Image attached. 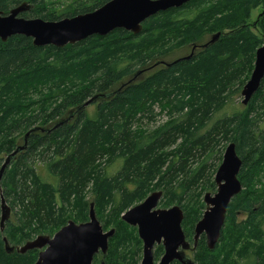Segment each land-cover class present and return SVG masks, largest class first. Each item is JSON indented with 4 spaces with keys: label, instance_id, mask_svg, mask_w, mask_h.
<instances>
[{
    "label": "trees",
    "instance_id": "trees-1",
    "mask_svg": "<svg viewBox=\"0 0 264 264\" xmlns=\"http://www.w3.org/2000/svg\"><path fill=\"white\" fill-rule=\"evenodd\" d=\"M110 1H72L49 10L46 0H0V12L27 2L35 8L22 18L58 22ZM260 6L264 0H192L148 19L139 35L117 30L64 49L35 47L23 36L0 40V169L20 136L50 130L31 134L0 180V220L2 198L15 212V222L0 229V264H35L39 251L9 254L3 238L23 246L53 235L72 210L74 222H86L93 195L98 205L109 198L121 215L135 195L162 190L186 211L184 229L193 231L204 205L192 219L190 203L216 189L227 143L243 161V190L228 207L217 249L210 252L202 237L195 261L264 264V81L243 111H227L263 43L247 22ZM255 30L264 36V17ZM216 34L220 38L209 44ZM195 44L203 47L195 57L175 63L185 57L175 55L190 47L191 53ZM141 71L143 79L130 82ZM100 95L109 97L77 113ZM160 117L167 121L156 126Z\"/></svg>",
    "mask_w": 264,
    "mask_h": 264
},
{
    "label": "water",
    "instance_id": "water-1",
    "mask_svg": "<svg viewBox=\"0 0 264 264\" xmlns=\"http://www.w3.org/2000/svg\"><path fill=\"white\" fill-rule=\"evenodd\" d=\"M190 1L192 0H112L92 13L58 22L22 18V14L34 10L33 6L24 2L7 15L0 12V40L6 43L13 37L23 36L32 39L35 47L53 46L57 49H64L68 45L74 46L94 36L106 37L117 30L139 35L143 31L145 21L168 10L181 8ZM219 38L220 34L214 35L209 44H214ZM192 56L193 54L175 63L190 60ZM164 65L170 66L169 64ZM142 74L144 71L137 73L130 82L135 81ZM263 80L264 44L256 52L254 70L241 92L244 106L251 102ZM124 87L125 85L120 90ZM108 97L109 95H100L92 98L79 108L77 113L98 99ZM64 123L61 122L60 125ZM45 131L50 130L36 128L24 136V145L5 158L0 169V180L17 156L25 151L30 135ZM242 164L236 151V145L229 144L215 175L217 192L214 196L209 193L204 196L206 211L195 228V248L202 236L205 237L206 246L210 252H214L220 243L228 207L243 190L238 179ZM163 195L160 191L153 192L142 204L134 207L122 217L125 223L138 228L139 236L144 241L142 264H153L152 250L155 243L160 244L162 239H164L166 254L160 264H172L174 261L182 264H195L185 258V251L189 250L190 246L182 230L184 219L182 210L178 206L169 210H156ZM11 213L12 210L2 198L0 220L2 233L6 223L10 221ZM115 233V230L104 231L97 218L94 205L91 204L89 221L81 224L69 221L54 235L53 239L44 235L38 236L34 241L19 248L12 247L6 237L3 241L6 252L9 254L15 252L25 254L29 251L41 250L35 264H92L94 256L99 252L103 256L108 253L109 241ZM180 247L182 251L178 252ZM101 264L105 263L102 261Z\"/></svg>",
    "mask_w": 264,
    "mask_h": 264
},
{
    "label": "rangeland",
    "instance_id": "rangeland-1",
    "mask_svg": "<svg viewBox=\"0 0 264 264\" xmlns=\"http://www.w3.org/2000/svg\"><path fill=\"white\" fill-rule=\"evenodd\" d=\"M72 1H76V2L79 1L80 3L87 4V3H89L90 0H46V5L49 8V10H60L63 7H65L66 5H68ZM263 11H264V7L263 6H260V7L256 8V9H254L252 11L251 15H250V19L247 21L248 22V25L251 26V29L253 31H255L256 35H258L261 39H262L263 35H262V33L259 30H255L253 28V23H255L256 19L259 17V15ZM226 13H229V11H226ZM168 19L169 18H164L162 20H168ZM212 37H213V35H210V37H208L207 40H211ZM178 39H182V37L181 38H178ZM176 41L177 40H173V41L167 43V46H170L171 47V46L175 45ZM190 50H191V47L190 48H187L186 50L185 49L182 50L180 53H178L175 56L176 57H184V56H187L188 54H190ZM176 57L171 58V60L174 59V58H176ZM253 69H254V62H253V65H252V70H251L252 72H253ZM252 72H251V75H252ZM143 76L144 75H142V77L140 78V80L143 79ZM250 77L248 78V80L250 79ZM248 80H247V82H248ZM115 89H116V87L113 90H115ZM242 90H243V88H242ZM242 90L239 92V94L242 92ZM239 94L235 95V98L230 103L229 107L227 108V111L228 112H232V109H237L239 111H243L244 108H246V107H244L242 105L243 98H242L241 95L239 96ZM94 110H95V108L88 109V111L90 113H92ZM166 121H167V119L164 118V117L157 118L156 126H160V125L164 124ZM48 126H50V124ZM22 138L23 137H21V136L18 138L17 145L23 146L24 141H22ZM181 143L182 142H179L177 144V146H179V144L181 145ZM229 144H231V143H227L224 146L222 157L224 156L225 150L229 146ZM5 158L6 157H3V162H4ZM213 181H214V178H213ZM259 183H262L259 186V189L262 190V191H264V173L262 174V176H261V178L259 180ZM150 189L151 188H149V191L148 192L144 191V192H141L140 195H135L129 201L128 208L125 211H127L128 209H130L134 205H136V204L140 203L142 200H144L145 198L142 199L141 197L146 196V194L148 196L150 193H152L154 191H159L158 189H153V191H151ZM131 190H132V186H131ZM200 193H203L202 196H201V199H200ZM207 193L215 194L216 193V189L215 190H210L209 189L206 192H199V196L197 198H194V202H191L190 203L191 204V207L189 208V210H190L189 215L191 217L194 216V214L199 211V204L200 205H201V203L203 204L204 196ZM94 197H95L94 195L92 197L89 196L87 200L89 201V203H91V204L94 205V210L98 214V217L100 219H102L103 222H105V230H110L112 228H115L114 226L119 225L118 230H117V232H119V234L117 236V239H114V241L111 244V248L114 249V252L112 251V253L117 258L116 264H128L130 262V258H128V252H129L130 249H132L135 252L134 254H136V255H139L140 254L139 252H140V249H141V242L137 238L136 232L132 228L127 227L125 224H123V225L121 224L120 225L118 223V221L120 219L117 220V218H115V216L120 215L119 212L121 210L117 206L118 209L116 211L114 203H110L109 202V198L106 197L105 200H104V203L102 205H100V204L98 205V204H96V201H94ZM139 199H141V200H139ZM135 202H136V204H134ZM175 205H179V204L177 202L176 203L173 202L170 198L165 197L161 201L158 209H168V208H171L172 206H175ZM204 210H205V207H204ZM73 211L74 210H72L70 212H67L64 215V216L68 217L67 221H69V220H73L74 221V217L76 216V213H75V211L74 212ZM14 218H15V212L12 210L10 221L15 222L14 221L15 220ZM218 253H219V251L216 253L215 256H218ZM121 258H123V259H121Z\"/></svg>",
    "mask_w": 264,
    "mask_h": 264
},
{
    "label": "flooded vegetation",
    "instance_id": "flooded-vegetation-1",
    "mask_svg": "<svg viewBox=\"0 0 264 264\" xmlns=\"http://www.w3.org/2000/svg\"><path fill=\"white\" fill-rule=\"evenodd\" d=\"M27 3V2H26ZM29 4V3H28ZM29 5H31V6H33V8H35V5L34 4H29ZM13 10V9H12ZM264 17V11L259 15V17L256 19V21H255V23H253V28L255 29V27H256V23H258L262 18ZM264 37V36H263ZM263 37H262V45L260 46V47H262L263 46V44H264V41H263ZM212 39V38H211ZM202 45L201 44H195V46L192 48V52L190 53V54H193V57H195L196 55H197V51H199V50H201V48H203V47H201ZM259 49V48H258ZM257 49V50H258ZM194 50V51H193ZM257 52V51H256ZM184 58H186V56L184 57ZM255 60H256V55H255ZM255 60H254V64H255ZM254 70V69H253ZM264 81V80H263ZM263 81H262V83H263ZM262 83H261V86H260V89L262 88ZM245 86V85H244ZM244 86H243V88H244ZM260 89L258 90V92L260 91ZM257 92V93H258ZM256 93V94H257ZM255 97V96H254ZM253 97V98H254ZM253 100V99H252ZM251 100V101H252ZM242 105H243V100H242ZM244 106V105H243ZM24 141V140H23ZM23 145H24V143H23ZM18 147H20V146H18ZM241 159V158H240ZM223 160V159H222ZM242 160V159H241ZM15 161V160H14ZM243 162V161H242ZM222 163V162H221ZM242 167H243V164H242ZM242 169V168H241ZM241 172V171H240ZM216 175V174H215ZM239 177V176H238ZM239 179V178H238ZM214 180H215V176H214ZM240 181V180H239ZM214 182V185H215V188H216V192H217V186H216V184H215V181H213ZM160 192H163V198H162V200L165 198V193H164V191H162V190H159ZM154 192H157V191H154ZM153 193V192H152ZM152 193H150L147 197H145V199L144 200H142L140 203H138V204H136V205H134L133 207H131L130 209H128L127 211H125V212H123L122 213V215L120 216V220L119 219H117V220H119L118 221V223L121 225H123V224H125L127 227H129V228H132L135 232H136V234H137V238L139 239V241L141 242V249H140V254L139 255H136V254H134L135 252L132 250V249H130L129 250V252H128V258H130V262L128 263V264H142V262H143V260H144V248H145V245H144V241L140 238V236H139V230H138V228L137 227H132V226H130V225H128L127 223H125L123 220H122V217H123V215L125 214V213H127L128 211H130L131 209H133L134 207H136V206H138V205H140V204H142ZM208 194V193H207ZM209 194H212V193H209ZM216 194V193H215ZM215 194H212V196H214ZM206 195V194H205ZM161 200V201H162ZM161 201H160V203H161ZM233 201V200H232ZM160 203H159V205H160ZM203 204H204V199H203ZM159 205H158V207H159ZM176 206H178L181 210H182V212H183V215H184V219H183V222H182V230H183V232H184V235H185V240H186V242L189 244V246H190V249L189 250H187V251H185V258H187V259H189V260H191L192 262H194L195 264H197L196 263V261H195V254L197 253V250H198V246H199V242H200V240H199V242H198V246H197V248H195V243H196V241H195V236H196V234H195V228H196V225H197V223L194 225V229H193V231H190V229L188 230L189 232L187 233L186 232V230L184 229L185 227H184V224H185V222H186V219H187V213H186V211L182 208V206L181 205H175V206H172L171 208H173V207H176ZM158 207L156 208V210H169V209H171V208H168V209H158ZM204 207H205V210H204V212L206 211V205L204 204ZM90 212V211H89ZM204 212H203V214H204ZM96 215H97V218H98V220L100 221V223H101V225H102V227H103V229H104V231L105 232H108V231H110V230H115V236L112 238V239H110V241H109V250H108V253L105 255V256H103L102 254H101V252H99L97 255H95L94 256V259H93V263L92 264H101V262L103 261L105 264H116V262H117V258L115 257V255L112 253V251L114 252V249H112L111 248V244H112V242L114 241V239H117V236H118V234H119V232H117V230H118V227H119V225H117V226H114L115 228H112V229H110V230H105V222H103V220L102 219H100L99 217H98V214L96 213ZM189 217L190 218H194V216H190L189 215ZM203 217V216H202ZM226 217H227V215H226ZM69 221H73V220H69ZM69 221H67V223H66V225L68 224V222ZM88 221H89V219H88ZM74 222V221H73ZM87 222V221H86ZM76 223V222H75ZM81 223H85V222H79V223H77V224H81ZM225 224H226V221H225ZM66 225H64V226H66ZM63 226V227H64ZM63 227H61L57 232H59ZM56 232V233H57ZM223 232V231H222ZM55 233V234H56ZM55 234H53V235H44V236H48V237H50L51 239H53L54 238V235ZM202 237H204V236H202ZM201 237V238H202ZM200 238V239H201ZM205 238V237H204ZM35 240V239H34ZM34 240H32V241H34ZM206 241V240H205ZM31 242V241H30ZM11 245V244H10ZM219 245V244H218ZM12 247H15V248H19V247H23V246H13V245H11ZM207 247V246H206ZM218 247V246H217ZM217 249V248H216ZM36 251H39V253L41 252V250H36ZM180 251H182V248L180 247L179 248V250H178V252H180ZM152 253H153V264H160L161 263V261H162V258L165 256V254H166V249H165V246H164V239H162V242L160 243V244H158V243H155V245H154V248H153V250H152ZM141 257V258H140ZM129 260V259H128ZM184 260H186V259H184ZM172 264H182V263H180L179 261H174Z\"/></svg>",
    "mask_w": 264,
    "mask_h": 264
},
{
    "label": "bare ground",
    "instance_id": "bare-ground-1",
    "mask_svg": "<svg viewBox=\"0 0 264 264\" xmlns=\"http://www.w3.org/2000/svg\"><path fill=\"white\" fill-rule=\"evenodd\" d=\"M217 172V171H216Z\"/></svg>",
    "mask_w": 264,
    "mask_h": 264
}]
</instances>
